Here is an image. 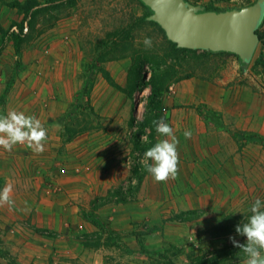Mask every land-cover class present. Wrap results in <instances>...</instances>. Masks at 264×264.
I'll list each match as a JSON object with an SVG mask.
<instances>
[{
  "label": "rangeland",
  "instance_id": "obj_1",
  "mask_svg": "<svg viewBox=\"0 0 264 264\" xmlns=\"http://www.w3.org/2000/svg\"><path fill=\"white\" fill-rule=\"evenodd\" d=\"M27 1L31 0H0V38L4 37L0 45V83L9 71H13L19 59L10 34L17 31L13 25L20 23L26 28L21 62L23 64L24 58L27 66L42 67L45 61L46 64L49 61L43 58L47 56L56 66L67 45L70 49L78 47L84 56L83 67L91 63L94 72L104 67L101 64L104 61L128 65L127 89H134L131 117L135 120V127H116L110 136L100 133L90 139L89 151L94 143L100 158L98 164L104 169L114 163H124L129 166V172L131 168H140L145 175L148 173L140 163L145 151L135 150L134 144L149 143L147 138L141 140L149 130L140 127L139 123L151 120L155 114L147 107L151 83H157L163 89L159 93L163 106V97L172 84L188 74L214 80L225 68H231L232 62L238 63L234 56L174 50L159 25L149 20L151 11L140 0L64 1L35 19H30L25 11ZM34 1L39 8L48 6L50 0ZM184 1L198 12L219 13L239 10L257 0ZM256 32L258 44L251 60L244 66L245 75L241 79L264 95V68L259 62V57L264 60V18ZM145 38L151 39L150 48L145 47ZM99 56L103 62L98 64ZM94 72L88 80H92ZM70 113L65 129L70 127L77 131L85 127L93 135L97 132L95 130L107 127L104 121L93 116L92 111L74 110ZM158 114L162 119L167 113L162 110ZM204 117L217 125L221 123L218 115L205 113ZM224 145L231 147L235 144L229 140ZM260 151L264 152V149L261 147ZM260 163L264 169V161ZM254 176L258 182L254 185L242 186L236 181L223 185L226 196L216 201L203 195L212 187L205 184L188 186L197 193L192 202L177 200L174 195L185 187L171 183L167 194L173 197L169 196L163 202L143 196L141 199V186L135 199L128 201L134 195L135 182L130 188L126 181L108 190L120 189L127 203H117L114 197H107V201L95 211L106 225L103 231L85 221L81 209L89 212L91 204L101 202L107 192L104 196L92 198L91 186L72 185L67 190L77 196L67 203L55 195L66 193L60 185L48 186L46 190L51 202L36 203L38 211L33 218H15L8 211L10 208L6 210L7 205L0 207V264H243L244 254L233 246L229 237H235L241 244L246 243V237L239 236L235 227L247 221L249 207L255 199L264 201V170ZM197 178L195 180L199 182L200 178ZM24 205L27 202L17 204L20 208H25ZM189 205L192 209L184 210ZM45 207L51 210L50 217L46 216Z\"/></svg>",
  "mask_w": 264,
  "mask_h": 264
},
{
  "label": "crops",
  "instance_id": "obj_2",
  "mask_svg": "<svg viewBox=\"0 0 264 264\" xmlns=\"http://www.w3.org/2000/svg\"><path fill=\"white\" fill-rule=\"evenodd\" d=\"M224 55L228 54L210 56ZM21 57L22 49L18 59L20 66L16 68L14 65L13 71H9L0 83L1 96L9 79L14 76V83L3 105H0V115L16 110L35 116L47 130V139L44 141V151L39 154L25 145H17L11 152L0 148L1 189L6 184H11L13 188L11 198L14 206L10 209L7 206L6 210L9 209L18 219L33 218L38 211L36 203L51 202L46 190L51 185L58 184L66 191L55 195L68 203L77 196L67 190L69 186H91L92 198H95L104 196L108 189L126 182L130 175L127 164L114 163L104 169L98 164L100 158L97 157L94 143L90 151L89 146L90 139L95 135L104 133L110 136L112 129H126L129 126L134 109L131 98L109 86L102 77L104 70L117 86L126 89L128 65L103 62L102 58L97 62H103L101 64L104 67L94 72L91 63L83 67L84 56L78 47L70 49L69 45L60 53L56 66L49 56L43 57L49 61L39 68L27 66L24 58L22 64ZM93 72L92 80H88ZM244 75L238 61L237 65L232 62L231 68H225L214 80L191 74L189 78L172 84L163 97L164 112L167 113L163 118L177 139L178 173L175 179L162 183L155 182L147 173L140 188L141 199L143 196L163 202L169 196L173 197L167 194L171 183L185 187L184 192L174 195L177 200L192 202L197 193L189 187L205 184L212 188L203 195L216 201L226 196L222 187L230 181L242 186L258 183L254 175L264 170L260 163L264 161V152L260 151L262 146L247 143L239 151L235 139L231 137L232 132H252L264 136V95L252 85L245 84L241 79ZM85 84L88 92L82 95L80 103L83 106L88 103L91 111L98 116L97 119L104 121L107 127L95 130L97 132L94 131L93 135L86 129L67 142L65 127L70 121L68 113L74 110L88 111L76 106L78 93ZM198 105H205L215 114H220L221 123L217 125L210 118L204 120L195 110ZM186 130L191 132L190 139L184 136ZM163 138L156 134L155 143ZM229 140L234 141L235 145L226 147L224 144ZM197 177L200 178L199 182L195 180ZM22 202H27L25 208L17 206ZM190 209L192 207L189 205L184 210ZM43 210L50 217L51 210L46 207Z\"/></svg>",
  "mask_w": 264,
  "mask_h": 264
},
{
  "label": "clouds",
  "instance_id": "obj_3",
  "mask_svg": "<svg viewBox=\"0 0 264 264\" xmlns=\"http://www.w3.org/2000/svg\"><path fill=\"white\" fill-rule=\"evenodd\" d=\"M143 43L146 48L152 46L150 38H145ZM153 124L156 133L164 138L145 151L140 163L155 182L162 183L175 179L177 176L179 163L177 139L173 129L163 118L154 120ZM184 136L190 139L191 132L186 130ZM46 139L47 130L35 116L16 110L0 115V148L5 151L11 152L15 146L25 145L39 154L44 151ZM141 140H146V137H141ZM12 191L11 184H6L3 189H0V207L14 206L11 198ZM249 212L247 221L235 227V232L239 236L246 237V243H239L235 237H229V240L244 254L243 264H264V201L255 199L249 207Z\"/></svg>",
  "mask_w": 264,
  "mask_h": 264
},
{
  "label": "water",
  "instance_id": "obj_4",
  "mask_svg": "<svg viewBox=\"0 0 264 264\" xmlns=\"http://www.w3.org/2000/svg\"><path fill=\"white\" fill-rule=\"evenodd\" d=\"M147 6L149 20L163 30L177 48L225 52L249 61L258 44L256 29L264 0L229 12H198L184 0H140Z\"/></svg>",
  "mask_w": 264,
  "mask_h": 264
},
{
  "label": "trees",
  "instance_id": "obj_5",
  "mask_svg": "<svg viewBox=\"0 0 264 264\" xmlns=\"http://www.w3.org/2000/svg\"><path fill=\"white\" fill-rule=\"evenodd\" d=\"M64 1L74 2V0H50V1L47 2L48 6L39 7L38 8L39 4H37L36 1H34V0L32 1L31 0V1H27V5L25 7V11L30 16V19L31 18L35 19L39 15H44L51 8H53L52 6H56L55 4H61ZM263 18H264V2H263V13H262L261 20H260V22L258 24V27L260 26ZM13 27H16L17 31L15 33L12 32L10 34V39L12 40L14 48H15V55L17 57H20L21 45L24 44V42H25V38H24V34H23L24 26H23V23H20V24L13 25ZM258 27H257V29H258ZM257 29H256V31H257ZM256 34H257V32H256ZM3 40H4V37L2 36L0 38V45L2 44ZM172 46L174 47V50H181V51L189 52V53H193V54L197 53V52H201V54H203V55H217V54L232 55L230 53H225V52H210V51H205V50L180 49V48H177L176 45L173 44V43H172ZM232 56L237 58V60L239 61L240 65L242 67V70L244 69V66L246 64H248L249 61L251 60L250 59L249 61H242L236 55H232ZM101 60H102V57L99 56L97 61L100 62ZM259 62L261 63L262 67L264 68V60L262 59V57H259ZM20 64L21 63L19 61L15 62V67L18 68L20 66ZM91 69H92V66H90L89 70H91ZM190 76L191 75L188 74L184 78H189ZM102 77H103V79L105 80V82L109 86H111V87H113V88L125 93L129 98L132 97L134 89H127V88L126 89H122V88H120L119 86H117L113 82V80L111 79L110 75L104 70H102ZM13 83H14V76H11V78L9 79V81H8V83H7V85H6L5 89H4L3 94L0 96V105H3L4 98H5L6 94L8 93V91L10 90V88H11ZM150 90H151V97L149 99V104H147V107L152 112H155L154 117H152L151 120H149V121L153 122L154 120H156V121L160 120L158 112L164 110L163 106L161 105V96L159 95V93H161L163 91V89H161L159 84L151 83ZM87 92H88V87L85 84L83 86V88L81 89V91L78 93L77 105L76 106L78 108H82L83 110L84 109H88L89 111H91L90 107L88 106V103H87V106H83L82 103H80L81 102L80 99H81L82 95H85ZM76 106H74V107H76ZM195 110L197 111L199 116H201L205 120L207 119V117L206 118L204 117L205 113H207L209 116L218 115V116L221 117L220 114H215L211 110L207 109L205 105H198V106L195 107ZM68 115H71V113H68ZM93 116H95V118H98V116H96V115H93ZM149 121L148 120H142L139 123L140 127H142L143 129L147 128L149 130L148 134L146 135V138H147L149 143H147V144H134V149L135 150L146 151L147 149H149L150 147L154 146V144H155V136L157 134L156 131H155V125L153 123L150 124ZM129 125L131 127H135V120H134L133 117L130 118ZM85 130H86L85 127H82L79 130H77V131H75L74 129H71L70 127H68V128H66V135L67 136L65 137V140L67 142H69L74 135L83 133ZM231 137L233 139H235L236 145H237L239 151L247 143L258 144V145H260V146H262L264 148V136L263 135H259V134L252 133V132H232L231 133ZM130 174L131 175L127 179V183L129 184V187L131 188L133 186V182H135V186L133 187L134 195L130 196L128 198V201L129 200L132 201V200L135 199L136 193L138 192V190H139V188H140V186L142 184L143 178L145 176V171H142V169H140V168H131ZM1 184H2V180H0V185ZM107 197L108 198L114 197L117 203H122V204L127 203V198H126L125 194L121 192L120 189L108 190L107 193H106V197H103L101 202L98 203V201H97V202H94V203L91 204V209H90L89 212H86V211L81 209L82 218L85 221H87L88 223L94 225L95 227L99 228L102 231L105 229L106 225L101 221L100 217L95 214V211L107 201ZM138 243H139V246H140V250L143 251V244L140 242V240L138 241Z\"/></svg>",
  "mask_w": 264,
  "mask_h": 264
},
{
  "label": "built area",
  "instance_id": "obj_6",
  "mask_svg": "<svg viewBox=\"0 0 264 264\" xmlns=\"http://www.w3.org/2000/svg\"><path fill=\"white\" fill-rule=\"evenodd\" d=\"M13 28L15 29V27H13ZM14 29H13V30H14ZM24 30H26V28H25ZM24 30H23V31H24Z\"/></svg>",
  "mask_w": 264,
  "mask_h": 264
}]
</instances>
